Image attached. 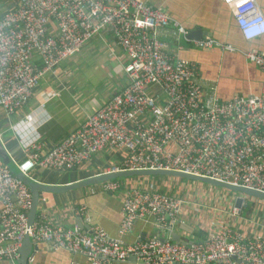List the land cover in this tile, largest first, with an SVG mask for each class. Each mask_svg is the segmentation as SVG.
Masks as SVG:
<instances>
[{
	"label": "built area",
	"instance_id": "1",
	"mask_svg": "<svg viewBox=\"0 0 264 264\" xmlns=\"http://www.w3.org/2000/svg\"><path fill=\"white\" fill-rule=\"evenodd\" d=\"M233 6L245 42L264 36V16L256 0H224ZM20 8L0 18V109L7 116L30 101L44 75L75 56L102 32H108L124 52L126 87L106 100L86 122L54 147L41 139L35 112L47 120L45 102L13 128L25 158L16 164L30 176L34 170H83L94 157L110 160L92 177L125 171H164L212 180L264 194V85L259 96L222 101L215 91L204 92L196 64L173 59L159 37L166 27L188 32L158 8L142 0H18ZM193 46H221L211 38ZM264 74V52L243 53ZM41 61L42 68L35 62ZM59 97L51 91L46 101ZM26 128V129H25ZM90 177V178H92ZM89 179V178H88ZM126 181L120 237L138 221L151 219L164 235L133 244L110 240L99 227L82 232L64 229L36 217L29 189L0 161V261L17 264L26 237L34 247L46 243L54 252L83 257L88 264H264V232L253 238L225 227L200 243L171 242L190 201L178 195L182 185L147 177L107 181L90 188L113 195ZM170 181V180H169ZM244 201V200H243ZM189 202V203H188ZM237 209L234 208L232 216ZM232 214V213H231ZM75 216H86L84 207ZM29 263L33 258L29 257ZM71 264H79L72 261Z\"/></svg>",
	"mask_w": 264,
	"mask_h": 264
},
{
	"label": "crops",
	"instance_id": "2",
	"mask_svg": "<svg viewBox=\"0 0 264 264\" xmlns=\"http://www.w3.org/2000/svg\"><path fill=\"white\" fill-rule=\"evenodd\" d=\"M142 1L164 11L188 34L200 30L204 35L202 39L211 38L221 46L231 47V49L213 47L210 50H201L193 46L194 40L178 34L173 26L166 27L160 32L159 39L167 45L168 54L173 59L188 60L198 66L199 80L204 92L209 93L214 90L222 101L261 94L264 74L255 64L247 61L243 53L253 50L264 52V36L245 42L235 21L232 5L225 3L224 0ZM256 3L264 16V0H256ZM18 8H20L18 0H0V18L8 11H15ZM80 58L104 68L107 78L108 74L110 75L111 85L107 88L109 93L97 103L88 104L86 100L83 102V94H81L83 88L75 83L74 72L68 68V62H73L77 67ZM125 63L124 52L116 45L108 32H102L90 40L79 53L66 61L65 67L61 66L54 72L45 74L32 98L20 112L7 116L0 109V140L12 162L16 165L22 163L25 158L13 128L22 126L21 122L27 114L33 113L41 103L45 102L44 113L47 120L42 123L41 115L37 111L35 125L42 141L48 147H54L84 124L106 100L126 87L127 78L123 70ZM109 65L113 67L110 69ZM113 70L115 75L112 74ZM51 91L59 93V97L46 101V96ZM120 158V155L117 158H111L103 153L94 157L90 163H86L83 170H75L71 173L34 170L29 178L48 186L70 185L92 177L103 170L107 164H111L110 160L117 163ZM193 184L181 183L183 186L181 192L186 190L188 193L182 195V198L195 205L187 206L184 214L180 216V223L174 230V235H177L184 244L203 242L209 234L228 225L232 233L246 235L247 238H253L255 234L264 232V202L249 199L247 203L253 205L251 211L245 214L239 210L238 215L232 216V206L236 200L234 196L237 194L202 187L204 191L200 192V189L196 190L192 187ZM129 187L125 181L121 190L113 195L103 194L100 191L91 194L90 188L60 194L40 192L36 217H44L47 221H52L64 229H72L80 225L82 232H87L90 227L96 226L106 233L108 239H120L125 244H133L153 237L159 240L165 238L154 227L151 219L136 222L129 234L120 237L122 200L128 193ZM82 207L91 222H88L85 216H75L76 210ZM231 217L236 219L230 220ZM30 257L33 258V262L28 264H71L72 261L88 264L83 257L72 256L65 251L54 252L46 243L33 246ZM0 264L9 263L0 261ZM115 264L139 263L131 258L123 263Z\"/></svg>",
	"mask_w": 264,
	"mask_h": 264
},
{
	"label": "water",
	"instance_id": "3",
	"mask_svg": "<svg viewBox=\"0 0 264 264\" xmlns=\"http://www.w3.org/2000/svg\"><path fill=\"white\" fill-rule=\"evenodd\" d=\"M202 36H204L202 31L197 30L194 32H190L187 35V39L199 41L200 39H202ZM0 161L3 163L5 167L8 168V170L18 180H20L29 189L31 193L32 206L28 213V224L29 225H31L36 218V212H37L40 192H45V193H50V194H60V193L73 191L76 189H84V188L91 187V186L94 187L99 184L105 183L107 181H113V180H118V179H128V178H135V177L136 178L137 177L177 178L180 180H186L188 182L202 183V184L210 185L213 187H217L219 189H224L226 191L238 193L240 194L241 197L237 198L234 203V208L237 210H241L243 207V197L253 198V199L264 202V194L262 193L240 188V187H233L227 184L215 182V181L208 180V179L184 175V174L177 173V172L125 171V172H120V173L92 177V178L85 179L83 181H79V182L72 183L70 185H65V186L43 185V184H40L38 182L31 180L30 178L24 176L18 171L16 165L12 162L5 148L3 147L1 140H0ZM78 228L81 230L80 225H78ZM160 241L164 242V239H160ZM171 242L184 245V243L179 239L177 235H172ZM32 249H33V245L30 239L26 237L20 249V259L18 261V264H28V259L31 256Z\"/></svg>",
	"mask_w": 264,
	"mask_h": 264
},
{
	"label": "rangeland",
	"instance_id": "4",
	"mask_svg": "<svg viewBox=\"0 0 264 264\" xmlns=\"http://www.w3.org/2000/svg\"><path fill=\"white\" fill-rule=\"evenodd\" d=\"M89 63L90 62L80 58L79 63L77 64L78 65L77 67L79 68L78 71H76L74 69V67H73L74 63L73 62H71V63L68 62V64H69L68 68L72 69L74 72L73 80L75 81V83L83 88V91L81 92V94H83V99H84L83 102L86 100L87 102H89L88 104H92V103L99 102V100L104 98L109 93L107 88L111 85V83L109 80L110 75L108 74V78H107L106 70L104 68L97 67V64L92 63V62L90 63V65H88ZM109 67L111 69L113 66L109 65ZM112 74L113 75L116 74L115 70L112 71ZM74 87H76V86H74ZM69 173H71V172H69ZM149 179H152V177H149ZM160 181H163V180L161 179ZM164 181H166L169 184L171 183L170 187L181 185L180 182H184V180H179L177 178H165ZM186 182H188V181H186ZM189 183H193V182H189ZM91 187H93V186H91ZM91 187H87V188L80 189V190H85V189H88ZM192 187H195L196 190L200 189V192L204 191L201 189V187L202 188H211L214 191L215 190L216 191L224 190V189H219L217 187H213V186L202 184V183H196V184L194 183L192 185ZM181 189H183V186L178 188V193H177L178 195H180L182 197V195L188 194L186 190L184 192H181ZM227 192L230 194H237L234 196V197H236V199L241 197L240 194H238V193H234V192H230V191H227ZM202 193L205 194V192H202ZM243 199H244V201H243V207H244L246 201L249 199H253V198L243 197ZM253 200L259 202V200H256V199H253ZM232 201H233V199H232ZM243 207H242V209H243ZM233 212H234V204L232 206V215H233ZM235 213H236V215H238V212H236V210H235ZM235 219H236L235 217L230 218V220H235ZM227 228L230 229V226L228 225Z\"/></svg>",
	"mask_w": 264,
	"mask_h": 264
},
{
	"label": "trees",
	"instance_id": "5",
	"mask_svg": "<svg viewBox=\"0 0 264 264\" xmlns=\"http://www.w3.org/2000/svg\"><path fill=\"white\" fill-rule=\"evenodd\" d=\"M69 59H70V58H69ZM69 59L63 61V62L60 64L59 67H61V66H62V67H65V66H66V65H65V62L68 61ZM70 63H71V62H70ZM35 64H36L39 68H42V63H41V61H36ZM72 65H73V64H72ZM59 67H58V68H59ZM73 67H74V69H75L76 71L79 70L78 67H76V66H74V65H73ZM152 179H155V180H161V178H159V177H152ZM118 180H123V179H118ZM184 182H186V181L184 180ZM247 201H248V200H247ZM247 201H246V203H245L243 209H241V211H243L245 214L248 213V212H250L251 209H252V206H253L251 203H249V202L247 203Z\"/></svg>",
	"mask_w": 264,
	"mask_h": 264
},
{
	"label": "flooded vegetation",
	"instance_id": "6",
	"mask_svg": "<svg viewBox=\"0 0 264 264\" xmlns=\"http://www.w3.org/2000/svg\"><path fill=\"white\" fill-rule=\"evenodd\" d=\"M180 180V179H179ZM180 183H185V182H180Z\"/></svg>",
	"mask_w": 264,
	"mask_h": 264
},
{
	"label": "bare ground",
	"instance_id": "7",
	"mask_svg": "<svg viewBox=\"0 0 264 264\" xmlns=\"http://www.w3.org/2000/svg\"><path fill=\"white\" fill-rule=\"evenodd\" d=\"M224 49V48H223ZM125 87V86H124Z\"/></svg>",
	"mask_w": 264,
	"mask_h": 264
},
{
	"label": "clouds",
	"instance_id": "8",
	"mask_svg": "<svg viewBox=\"0 0 264 264\" xmlns=\"http://www.w3.org/2000/svg\"><path fill=\"white\" fill-rule=\"evenodd\" d=\"M244 200V199H243Z\"/></svg>",
	"mask_w": 264,
	"mask_h": 264
}]
</instances>
